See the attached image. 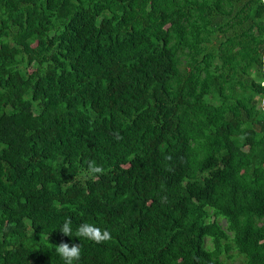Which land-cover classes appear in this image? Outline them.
Wrapping results in <instances>:
<instances>
[{
	"label": "trees",
	"instance_id": "1",
	"mask_svg": "<svg viewBox=\"0 0 264 264\" xmlns=\"http://www.w3.org/2000/svg\"><path fill=\"white\" fill-rule=\"evenodd\" d=\"M62 242L264 264V0H0V264Z\"/></svg>",
	"mask_w": 264,
	"mask_h": 264
},
{
	"label": "clouds",
	"instance_id": "2",
	"mask_svg": "<svg viewBox=\"0 0 264 264\" xmlns=\"http://www.w3.org/2000/svg\"><path fill=\"white\" fill-rule=\"evenodd\" d=\"M90 168L93 172H99L101 170L98 166L93 165H90ZM58 230L65 237H79L98 243L111 238V234L107 229H102L94 223L83 222L74 229L71 217H66ZM74 231L76 236L73 235ZM56 253L62 259L63 264H78L81 256V248L79 243L62 242L56 246Z\"/></svg>",
	"mask_w": 264,
	"mask_h": 264
},
{
	"label": "rangeland",
	"instance_id": "3",
	"mask_svg": "<svg viewBox=\"0 0 264 264\" xmlns=\"http://www.w3.org/2000/svg\"><path fill=\"white\" fill-rule=\"evenodd\" d=\"M221 224L224 225L225 223L223 221H221ZM225 264H240V258L239 257H235L233 260H226Z\"/></svg>",
	"mask_w": 264,
	"mask_h": 264
}]
</instances>
